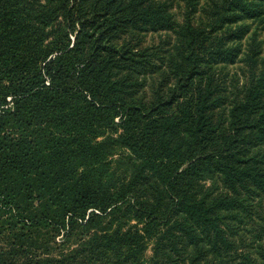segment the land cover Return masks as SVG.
<instances>
[{"label":"trees","instance_id":"1","mask_svg":"<svg viewBox=\"0 0 264 264\" xmlns=\"http://www.w3.org/2000/svg\"><path fill=\"white\" fill-rule=\"evenodd\" d=\"M210 5L0 0V264H264V0Z\"/></svg>","mask_w":264,"mask_h":264},{"label":"rangeland","instance_id":"2","mask_svg":"<svg viewBox=\"0 0 264 264\" xmlns=\"http://www.w3.org/2000/svg\"><path fill=\"white\" fill-rule=\"evenodd\" d=\"M158 2H162L164 6L171 11L175 18L179 23L184 21L185 16L190 12V16H194L197 20L200 18L207 19L206 13L210 8L211 0H156ZM196 10V12L194 11ZM244 24H247L248 32L246 33V37L243 40V52L239 53L237 60L234 64L228 65L227 71L229 73L234 74L237 73L241 78H246L248 73V63L247 58L250 54V48L253 45V48L259 50L258 60L259 63L264 61V19H245L243 21ZM136 34L140 37L142 46H160L163 49H172L174 45L178 43V36L175 30H167V29H157L150 28L146 31L140 30L136 31ZM143 81V86L140 91L150 98L152 94V86L155 81V73H151L150 70L144 71V73L139 74ZM248 227H252L250 224ZM63 240L62 235H58L56 237V241L61 243ZM75 240V238L73 239ZM75 245H70L68 242L64 245L58 247L55 252H68ZM152 254V249L149 248L147 250V256Z\"/></svg>","mask_w":264,"mask_h":264}]
</instances>
